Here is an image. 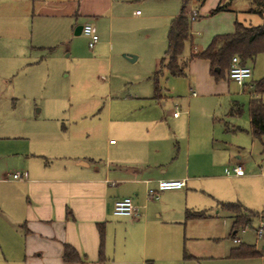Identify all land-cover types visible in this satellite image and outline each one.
I'll return each mask as SVG.
<instances>
[{"label":"crops","instance_id":"1","mask_svg":"<svg viewBox=\"0 0 264 264\" xmlns=\"http://www.w3.org/2000/svg\"><path fill=\"white\" fill-rule=\"evenodd\" d=\"M144 1L0 0V37L5 38L6 49L15 55L14 61L32 69L50 62L51 58L58 56L59 49L62 48L68 51L77 63H82L86 59L97 62L103 57L102 51L105 47L112 50L116 45L127 44L132 38L135 23L131 18H137L140 11H133V15H130L129 9ZM226 1H218V4L228 3V9L220 12H232L235 21L239 20V12L246 13L248 10H236ZM182 6L181 0L179 13L175 17L181 14ZM195 9L197 3L191 0L186 5V14L191 21V37L186 44L190 43L191 54L189 58L186 57L184 50L181 55L179 61L186 67L185 74L179 76H186L196 59L204 60L207 63L206 71L212 74L209 60L193 57V54L205 49L211 42L201 47L194 43L192 29L194 20H191L189 11ZM85 23L94 25L100 39L94 47H89V50L83 52L77 42L84 39L88 42L83 33ZM129 55L125 54L126 59ZM132 55L136 58L134 60L129 58L130 61L139 59L137 55ZM164 56L165 54L162 57ZM161 58L157 60L155 70L147 78L152 81L153 90L150 86L144 85V88L129 91L124 96L146 104L152 98L162 100L168 95L166 87L160 83L165 71H168L166 69L159 79V96H155L154 74ZM225 77L231 79L227 72ZM252 84L249 85L251 96ZM195 85L198 88L205 87L198 80L195 81ZM209 87L212 85L209 84ZM190 92L193 96L197 95L192 87ZM260 96L263 98L264 94ZM234 102L236 101L231 103L230 109ZM239 104L241 105L240 102ZM174 112L175 121H179L177 119L181 118L182 114L174 116ZM132 114L124 113L119 118L116 134L120 142L109 140L110 147H107L106 159L98 157L94 144H70L73 147L70 151L57 145L52 148L50 142H42L43 146L41 143L38 147L23 150L12 149L13 151L5 152L0 148V157L5 155L7 159H13L19 168L17 171L24 174L22 179H14L13 173L8 172L0 175V218L7 215L9 222L7 225L15 233L10 237H4L0 233V248L6 262L12 264H149L151 261V264H179L182 260L201 262L213 255L214 231H208L207 235H202L203 237H191L189 228L202 220L215 219L211 213L214 206L203 210L204 208L198 204L199 200L205 199L203 194L212 197L217 211L225 212L232 221L228 237L233 239L235 244L230 252L241 243H245L237 234L239 230L244 232L247 227L238 228L235 235H232L235 212L222 204L239 203L245 208L248 207L239 200L221 201L211 195L215 194L212 183L223 175L215 170L214 164L203 166L197 159L200 153L196 147L193 149L191 147L190 132L181 133L178 125L159 127V124L164 123L163 117L153 112L130 117L134 116ZM186 114L189 117L188 111ZM170 137L175 140L174 145L168 144ZM252 138L254 141L258 140L253 135ZM161 179L186 180V185L183 188L161 191L157 198L149 197L148 189L156 187ZM124 197L133 199L136 211L134 217L114 214L116 200ZM188 212L202 216L188 217ZM259 219L262 221L260 217ZM66 245L75 248L81 256V262L64 260ZM250 245H255L259 250L257 244ZM260 254L262 256V252Z\"/></svg>","mask_w":264,"mask_h":264},{"label":"rangeland","instance_id":"2","mask_svg":"<svg viewBox=\"0 0 264 264\" xmlns=\"http://www.w3.org/2000/svg\"><path fill=\"white\" fill-rule=\"evenodd\" d=\"M218 1L207 0L201 8L195 9L201 16L192 21L194 43L199 47L208 45L216 34L234 30L235 16L232 12L211 15ZM226 2L236 10H247L252 5L251 0ZM180 7L181 0H145L133 9L131 7L130 15L133 11H140L137 18H131L135 23L132 38L127 44L116 45L112 50L105 47L103 57L97 62L86 59L77 63L62 48L50 62L32 69L14 61L15 55L6 49L5 38L1 36V151L38 147L42 142H50L52 148L55 145L66 147L69 151L73 150L71 145L94 144L98 157L106 159L109 140L120 142L116 132L121 115L133 113L134 116L130 117H136L139 113L153 112L163 117L164 123L159 127L178 125L181 133L190 132L191 147H196L200 153L197 159L203 166L214 164L215 170L223 175L212 183L215 194L211 195L214 198L239 200L250 210L261 212L264 209V136L262 141H254L250 133L249 85L264 78V53L247 63L253 69V76L247 81L246 88L226 77L215 79L206 71L207 63L196 59L186 76H173L165 71L160 83L166 87L168 95L162 100L152 98L145 104L124 96L129 91L144 88V85L153 90V83L147 78L155 70L157 60L165 54L169 26ZM238 17L251 24H259L263 20L260 15L247 12H239ZM77 45L83 52L90 49L86 39L78 41ZM125 54H135L139 59L132 62L126 59ZM190 54L188 42L184 55L189 58ZM227 74L229 77V70ZM197 80L205 87L198 88L195 85ZM191 87L196 96L190 92ZM233 101L242 105L243 112L238 116L229 114ZM175 110L182 114L177 119L179 121L173 117ZM168 144L174 145L175 140L170 137ZM236 165H242L245 174L242 177L226 175V170ZM17 170L19 168L13 159H7L5 155L0 157V175ZM205 195L198 204L203 210L214 206L211 213L215 219L197 222L189 228V234L191 237H203L208 231H214L213 255L201 262L182 260L179 264H264V235L259 237L257 232L261 220H253L251 226L244 232L239 230L237 235L245 243L257 244L262 256L231 257L230 249L235 244L228 237L232 221L225 212L217 211L212 197ZM7 224V215L0 218V233L4 237L15 234ZM0 264H12L6 262L1 248Z\"/></svg>","mask_w":264,"mask_h":264},{"label":"trees","instance_id":"3","mask_svg":"<svg viewBox=\"0 0 264 264\" xmlns=\"http://www.w3.org/2000/svg\"><path fill=\"white\" fill-rule=\"evenodd\" d=\"M191 0H182V12L175 17L170 25L168 32V49L165 56L160 59L158 69L154 74L155 96H159V79L164 70H168L171 75L179 76L185 74V64L180 63L179 59L183 54L186 42L191 37V21L186 14V5ZM197 7H201L206 0H194ZM251 6L248 13L258 14L263 20L259 24H251L235 21V29L232 33L217 34L213 37L209 45L193 54V57L203 58L210 61L211 72L216 79L225 78L227 70L231 67L232 58L238 56L242 64L254 61L255 58L264 53V0H251ZM228 3L220 2L213 10L211 15L220 11L227 10ZM196 19L200 14L196 11ZM252 96L249 102L250 114V132L254 138L262 140L264 136V100L260 94H264V78L252 84ZM243 112L242 105L234 102L230 115L238 116ZM225 208L235 212L232 235H235L238 228L251 226L255 218H261L264 221V209L261 212L245 208L239 203H223ZM188 217H200L202 214H193L188 212ZM103 236V229H101ZM101 244V252H102ZM231 257L234 258H255L261 254L255 245L241 243L232 249ZM66 262H81V256L70 245H66L64 252Z\"/></svg>","mask_w":264,"mask_h":264},{"label":"built area","instance_id":"4","mask_svg":"<svg viewBox=\"0 0 264 264\" xmlns=\"http://www.w3.org/2000/svg\"><path fill=\"white\" fill-rule=\"evenodd\" d=\"M197 12L194 10L190 13L191 20L196 19ZM83 33L88 38L89 47L92 48L99 41L100 36L96 31V28L92 23H85L83 26ZM253 76L252 67L248 64H242L238 56L232 58L231 67L229 69V77L234 80L238 85L245 86L247 81ZM179 110L174 112V116H178ZM264 169V168H263ZM245 173L242 165L233 166L232 169H227L226 174L228 175H243ZM24 174L17 171L13 173L14 179H22ZM186 185V180H174V179H161L157 182L156 187L148 189V196L151 198H157L159 192L177 188H183ZM114 214L117 216H129L134 217L136 215L135 205L131 197H124L116 200L114 205ZM264 235V221L258 229V236Z\"/></svg>","mask_w":264,"mask_h":264},{"label":"water","instance_id":"5","mask_svg":"<svg viewBox=\"0 0 264 264\" xmlns=\"http://www.w3.org/2000/svg\"><path fill=\"white\" fill-rule=\"evenodd\" d=\"M128 57H129L131 60H134V59L136 58V56H134V55H132V54H130Z\"/></svg>","mask_w":264,"mask_h":264}]
</instances>
